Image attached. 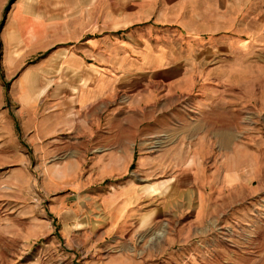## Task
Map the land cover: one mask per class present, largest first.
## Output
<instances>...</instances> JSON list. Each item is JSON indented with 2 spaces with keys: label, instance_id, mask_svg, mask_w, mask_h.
<instances>
[{
  "label": "rangeland",
  "instance_id": "rangeland-1",
  "mask_svg": "<svg viewBox=\"0 0 264 264\" xmlns=\"http://www.w3.org/2000/svg\"><path fill=\"white\" fill-rule=\"evenodd\" d=\"M8 11L0 9V264H164L166 232L186 233L187 264L234 251L235 230L264 247V47L251 45L250 59L235 52L205 75L215 82L216 100L191 107L188 99L178 107L183 126L162 122L148 138L142 125V137L131 143L151 154L130 163L129 155L98 154L83 132H67L61 123L55 132L56 113L23 101L29 89L17 81L36 60L4 71ZM45 74L37 75V86L69 81L62 71ZM217 133L232 138L222 140L226 151L220 143L217 149ZM116 160L125 162L105 168ZM208 234L222 242L216 255L197 244Z\"/></svg>",
  "mask_w": 264,
  "mask_h": 264
},
{
  "label": "crops",
  "instance_id": "crops-1",
  "mask_svg": "<svg viewBox=\"0 0 264 264\" xmlns=\"http://www.w3.org/2000/svg\"><path fill=\"white\" fill-rule=\"evenodd\" d=\"M5 6L4 71L11 73L22 60H36V68H24L17 81L19 88L27 84L29 89L23 101L56 113L55 132L59 123L67 132H83L98 154L129 155L130 163L134 155L151 154L150 147L131 143L142 137V125L148 126V138L154 132L149 129L162 122L183 126L178 107L188 99L191 107H208L216 100L210 95L215 82L205 81V75L218 72L235 52L250 59L251 45L264 47V0H0V9ZM60 71L69 76L67 84L48 80L36 85L37 75ZM215 137L217 149L220 143V150L226 151L232 138L219 133ZM207 146L210 152L211 142ZM197 230L196 235L204 234ZM166 235L163 250L170 253L163 263L187 264L186 233L180 238ZM233 235L237 239L229 243L234 251L206 264H264L259 240L249 242L244 230ZM220 242L219 236L208 234L197 244L216 255Z\"/></svg>",
  "mask_w": 264,
  "mask_h": 264
},
{
  "label": "trees",
  "instance_id": "trees-1",
  "mask_svg": "<svg viewBox=\"0 0 264 264\" xmlns=\"http://www.w3.org/2000/svg\"><path fill=\"white\" fill-rule=\"evenodd\" d=\"M13 0H10V2H12ZM5 10H7V7L5 8ZM1 25H3L2 23H1ZM0 56H1V42H0ZM0 71H1V69H0Z\"/></svg>",
  "mask_w": 264,
  "mask_h": 264
}]
</instances>
